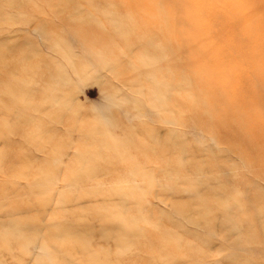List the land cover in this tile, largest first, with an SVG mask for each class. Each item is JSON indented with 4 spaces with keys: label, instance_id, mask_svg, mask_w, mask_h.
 Instances as JSON below:
<instances>
[{
    "label": "rangeland",
    "instance_id": "1",
    "mask_svg": "<svg viewBox=\"0 0 264 264\" xmlns=\"http://www.w3.org/2000/svg\"><path fill=\"white\" fill-rule=\"evenodd\" d=\"M0 264H264V0H0Z\"/></svg>",
    "mask_w": 264,
    "mask_h": 264
}]
</instances>
